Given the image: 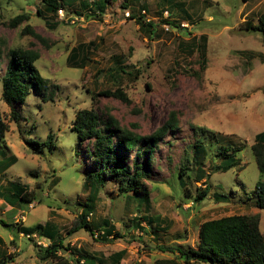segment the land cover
Returning a JSON list of instances; mask_svg holds the SVG:
<instances>
[{
  "label": "rangeland",
  "instance_id": "obj_1",
  "mask_svg": "<svg viewBox=\"0 0 264 264\" xmlns=\"http://www.w3.org/2000/svg\"><path fill=\"white\" fill-rule=\"evenodd\" d=\"M92 1L65 0L52 13L41 0H0V77L12 50L36 51L35 67L53 93L44 102L33 88L17 123L1 101L0 82L8 126L0 141V168L17 161L0 169V220L8 225L0 224V251L8 264H54L37 258L50 241L29 240L16 225H54L65 246L89 255L75 264H112L110 257L121 251L122 264L178 258L183 263L159 248L197 249L203 223L233 215H259L264 235V210L255 192L264 174L252 153L264 132V37L244 26L250 20L258 25L264 0H111L99 17ZM131 12L151 21L154 34L142 31ZM21 15L28 20L13 28L10 23ZM80 45L79 59L89 61L71 67L69 55ZM118 90L128 102L98 96ZM83 110L143 137L174 124L153 155L148 203L144 192L122 193L110 177L102 184L90 181L97 162L73 131ZM226 154L240 162L224 172L218 168ZM14 183L36 199L9 205ZM206 187L207 198L194 202ZM219 194L227 200L218 201ZM86 203L93 205L88 221L94 232L104 231L106 221L118 237L104 242L85 230L69 235Z\"/></svg>",
  "mask_w": 264,
  "mask_h": 264
},
{
  "label": "trees",
  "instance_id": "obj_2",
  "mask_svg": "<svg viewBox=\"0 0 264 264\" xmlns=\"http://www.w3.org/2000/svg\"><path fill=\"white\" fill-rule=\"evenodd\" d=\"M65 0H41L44 6L56 13L64 5ZM111 0L92 1L93 8L98 9L101 16L108 3ZM38 14L41 11L38 10ZM130 19L136 20L142 31L154 34V27L151 21H147L144 15H129ZM28 20L26 15H21L12 20L10 25L17 28L18 25ZM50 20H47L49 22ZM245 29L251 32H261L264 37V12L258 16V25H254L251 20L244 23ZM84 49V45L74 48L69 55L68 64L71 67H82L89 61L87 56L79 59L78 54ZM1 59V54H0ZM40 59V54L36 51L12 50L9 53L7 67L0 82L2 85L1 101L10 109V116L13 121L21 119V107L26 103L30 92L35 88L43 97L44 102L53 100V93L49 92L50 85L35 63ZM86 59V60H85ZM125 72V71H123ZM98 96L116 98L128 102L127 96L121 91L100 92ZM73 125V131L78 135L82 143L87 142L85 151L95 157L97 162L96 169L88 175L91 182L102 184L106 177H110L122 193H133L138 195L144 192L143 202L148 203L146 194V181L149 178L150 166L153 162L154 152L158 148L160 139H162L169 130L174 128V124L167 123L153 135L143 137L132 131L122 129L113 118L103 121L99 114L93 110H83L76 114ZM8 132V126L5 123L0 108V141L5 140ZM46 146H52L51 136ZM199 148H197V151ZM252 153L260 173L264 174V132L259 134L252 147ZM226 161L218 169L226 172L240 161L235 157L226 154ZM16 159L3 163L1 171H7L14 164ZM143 165L146 167L142 169ZM184 177L185 170L180 171ZM183 182V181H182ZM184 183V182H183ZM184 186V185H183ZM186 188V186H184ZM11 200L6 198V202L12 207L30 205L36 198L26 187L19 184H11ZM210 187H206L196 197L194 202L203 201L207 198ZM257 207L264 210V182L260 181L256 185ZM188 195V194H187ZM191 196V195H190ZM216 199L223 202L227 198L224 195H217ZM93 212V205L85 204L73 230L69 235L79 230H85L95 239L100 237L104 242L111 238L118 237L114 233V228L103 222L104 231L94 232V225L88 221L89 215ZM0 224L8 226L0 220ZM19 234L32 240V236L46 238L50 242L46 247L37 251L38 261L53 262L54 264H75L84 261L89 255L80 250L69 249L64 244L62 237L56 227L50 223L45 225H36L35 227H21L16 225ZM96 235L98 237L96 238ZM4 240L0 237V246ZM162 252H170L180 257L183 263L176 260H158L155 264H264V235L260 229L259 215H233L207 221L199 228L197 249L184 250L180 246L159 248ZM66 254H65V253ZM70 252V254H67ZM72 254V255H71ZM126 251H121L110 257L112 264H121L125 258ZM92 258V257H90ZM94 258V257H93ZM96 260V259H95ZM0 264H8V258L5 252L0 251Z\"/></svg>",
  "mask_w": 264,
  "mask_h": 264
},
{
  "label": "crops",
  "instance_id": "obj_3",
  "mask_svg": "<svg viewBox=\"0 0 264 264\" xmlns=\"http://www.w3.org/2000/svg\"><path fill=\"white\" fill-rule=\"evenodd\" d=\"M123 260H124V259H123ZM123 260H122V261H123ZM86 261H88V260H86V258H85V260H84L83 262H86ZM95 261L99 262V260L96 259V260L93 261V264H95ZM122 261H121V264H122Z\"/></svg>",
  "mask_w": 264,
  "mask_h": 264
},
{
  "label": "built area",
  "instance_id": "obj_4",
  "mask_svg": "<svg viewBox=\"0 0 264 264\" xmlns=\"http://www.w3.org/2000/svg\"><path fill=\"white\" fill-rule=\"evenodd\" d=\"M59 13H60V16H62V18H63V12L62 11H59ZM168 30V29H167ZM98 237V235H96V238Z\"/></svg>",
  "mask_w": 264,
  "mask_h": 264
}]
</instances>
